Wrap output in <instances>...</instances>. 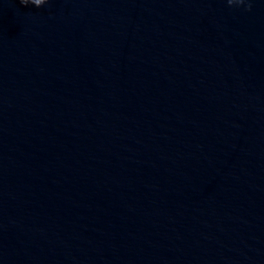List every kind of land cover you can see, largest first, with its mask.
I'll list each match as a JSON object with an SVG mask.
<instances>
[{
	"label": "water",
	"instance_id": "1",
	"mask_svg": "<svg viewBox=\"0 0 264 264\" xmlns=\"http://www.w3.org/2000/svg\"><path fill=\"white\" fill-rule=\"evenodd\" d=\"M0 264H264V0H192L2 116Z\"/></svg>",
	"mask_w": 264,
	"mask_h": 264
},
{
	"label": "clouds",
	"instance_id": "2",
	"mask_svg": "<svg viewBox=\"0 0 264 264\" xmlns=\"http://www.w3.org/2000/svg\"><path fill=\"white\" fill-rule=\"evenodd\" d=\"M19 3L22 6L27 7L28 5H33L37 8L43 6L45 3H47V0H19ZM227 3L231 6L233 4H242L244 3V0H227ZM251 5L249 4L248 10H250Z\"/></svg>",
	"mask_w": 264,
	"mask_h": 264
}]
</instances>
